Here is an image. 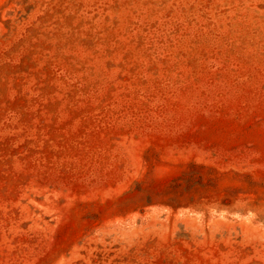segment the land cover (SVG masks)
<instances>
[{
	"label": "rangeland",
	"instance_id": "1",
	"mask_svg": "<svg viewBox=\"0 0 264 264\" xmlns=\"http://www.w3.org/2000/svg\"><path fill=\"white\" fill-rule=\"evenodd\" d=\"M0 264H264V0H0Z\"/></svg>",
	"mask_w": 264,
	"mask_h": 264
}]
</instances>
